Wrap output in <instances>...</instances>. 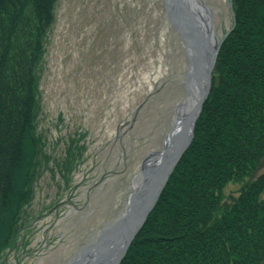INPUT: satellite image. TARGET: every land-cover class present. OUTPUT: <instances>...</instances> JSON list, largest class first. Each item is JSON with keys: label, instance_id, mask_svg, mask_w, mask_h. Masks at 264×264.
Returning a JSON list of instances; mask_svg holds the SVG:
<instances>
[{"label": "rangeland", "instance_id": "rangeland-1", "mask_svg": "<svg viewBox=\"0 0 264 264\" xmlns=\"http://www.w3.org/2000/svg\"><path fill=\"white\" fill-rule=\"evenodd\" d=\"M204 1L221 38L230 1ZM54 12L36 72L32 198L0 264L73 259L123 210L188 94L189 59L173 29L162 32V0H57Z\"/></svg>", "mask_w": 264, "mask_h": 264}, {"label": "trees", "instance_id": "trees-1", "mask_svg": "<svg viewBox=\"0 0 264 264\" xmlns=\"http://www.w3.org/2000/svg\"><path fill=\"white\" fill-rule=\"evenodd\" d=\"M229 1L194 138L120 264H264V0ZM56 2L0 0V255L32 198L36 72Z\"/></svg>", "mask_w": 264, "mask_h": 264}, {"label": "water", "instance_id": "water-1", "mask_svg": "<svg viewBox=\"0 0 264 264\" xmlns=\"http://www.w3.org/2000/svg\"><path fill=\"white\" fill-rule=\"evenodd\" d=\"M192 1L162 0V3L171 28L189 59L186 78L191 69L195 82L190 89L185 82L188 95L177 106L161 148L146 157L123 210L65 264H120L159 201L169 175L194 138L195 122L211 91L220 44L231 28L218 38L212 9L204 0Z\"/></svg>", "mask_w": 264, "mask_h": 264}, {"label": "bare ground", "instance_id": "bare-ground-1", "mask_svg": "<svg viewBox=\"0 0 264 264\" xmlns=\"http://www.w3.org/2000/svg\"><path fill=\"white\" fill-rule=\"evenodd\" d=\"M193 1H194V0H193ZM193 1H192V2H193ZM193 74H194L193 70L190 69V74H189V76L185 79L188 89L192 88V84H194V82H195L194 77H193ZM191 81H192L193 83H192ZM187 95H188V94H187ZM182 109H183V106H182L181 109L179 110V113L182 112Z\"/></svg>", "mask_w": 264, "mask_h": 264}]
</instances>
